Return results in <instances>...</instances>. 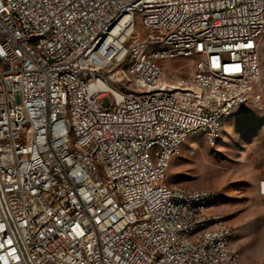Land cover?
I'll return each mask as SVG.
<instances>
[{
  "label": "built area",
  "instance_id": "obj_1",
  "mask_svg": "<svg viewBox=\"0 0 264 264\" xmlns=\"http://www.w3.org/2000/svg\"><path fill=\"white\" fill-rule=\"evenodd\" d=\"M262 17L264 0L0 1V264H251L213 192L165 181L260 82ZM173 39L196 50H143ZM195 56L172 85L163 62Z\"/></svg>",
  "mask_w": 264,
  "mask_h": 264
},
{
  "label": "rangeland",
  "instance_id": "obj_2",
  "mask_svg": "<svg viewBox=\"0 0 264 264\" xmlns=\"http://www.w3.org/2000/svg\"><path fill=\"white\" fill-rule=\"evenodd\" d=\"M259 43L262 77L248 102L226 118L218 139L188 138L165 181L213 192L210 213L236 228L234 245L251 264H264V33ZM197 60L169 59L162 67L177 86L188 80Z\"/></svg>",
  "mask_w": 264,
  "mask_h": 264
},
{
  "label": "bare ground",
  "instance_id": "obj_3",
  "mask_svg": "<svg viewBox=\"0 0 264 264\" xmlns=\"http://www.w3.org/2000/svg\"><path fill=\"white\" fill-rule=\"evenodd\" d=\"M3 1V6L6 8H13V0ZM104 16H111V9H104ZM8 17L15 25V32H17L18 40L29 39V28L27 26V19L18 10H8ZM115 32V24H107L103 27L104 38H111ZM264 33V17L261 19V28L258 29V36ZM133 38L136 41H149V32H144L142 29L133 30ZM154 38H164V30H154ZM259 39H257V50H259ZM176 46H180V50H196V45L182 44L180 39H173V42H154L153 44H143V50H175ZM28 50H42V46L38 41H27ZM107 89V87H105Z\"/></svg>",
  "mask_w": 264,
  "mask_h": 264
}]
</instances>
